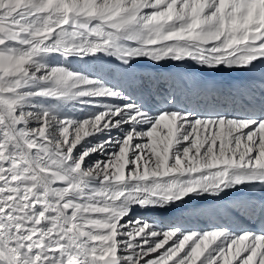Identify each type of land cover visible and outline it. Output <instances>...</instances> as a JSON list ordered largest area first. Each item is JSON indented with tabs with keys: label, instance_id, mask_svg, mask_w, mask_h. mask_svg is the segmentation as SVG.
<instances>
[{
	"label": "snow or ice",
	"instance_id": "6c2138e0",
	"mask_svg": "<svg viewBox=\"0 0 264 264\" xmlns=\"http://www.w3.org/2000/svg\"><path fill=\"white\" fill-rule=\"evenodd\" d=\"M0 264H264V0H0Z\"/></svg>",
	"mask_w": 264,
	"mask_h": 264
},
{
	"label": "bare ground",
	"instance_id": "6f19581e",
	"mask_svg": "<svg viewBox=\"0 0 264 264\" xmlns=\"http://www.w3.org/2000/svg\"><path fill=\"white\" fill-rule=\"evenodd\" d=\"M145 63L148 66V63L147 62H145ZM144 67H146V65ZM103 68H105V67H103ZM133 68H135V67H133ZM120 70H121V68H120ZM151 71L152 70L149 67L148 72H146L143 75L142 74L139 75V74H135L134 73L133 76H132V74L130 75V77L132 76L131 79L127 80L128 79L127 78V79L122 80L121 78H119L115 74L114 71H110V70L107 71V70L104 69V73L106 74V78L111 79L112 82H114V83H117V82L121 83L125 87L130 88V89L137 87V85L139 84V78L141 76L155 75V73H151ZM160 76H161V79L157 80L155 82V85H159L161 89L171 87V88L177 89L178 91L182 90V84L179 83V81H178L179 77H178V75L175 72H172V73L161 72ZM255 78H258V77H253V76H248V75L229 74L226 71L225 72L216 73V74H214L213 76H210V77L209 76L205 77L206 80H212L216 84V86H218L221 89H225V90L227 88L231 87L236 82H243V81H245L247 79H255ZM155 85L153 87V90H155ZM257 195H259V193H257ZM205 206L212 207V205L211 204H207V202H205ZM205 223H206V220L204 218H199V219L191 218L189 220V224L190 225L199 226V227H203L205 225Z\"/></svg>",
	"mask_w": 264,
	"mask_h": 264
},
{
	"label": "rangeland",
	"instance_id": "374dc122",
	"mask_svg": "<svg viewBox=\"0 0 264 264\" xmlns=\"http://www.w3.org/2000/svg\"><path fill=\"white\" fill-rule=\"evenodd\" d=\"M108 65V66H107ZM118 64L115 62V61H113L112 63H110V64H105V65H103L102 67H105V68H103V69H105V70H110V71H114L115 72V74L119 77V78H121L122 80H124V79H127V80H129V79H131L132 78V76L134 75V73L135 74H145L146 72H148V70H149V66H147V64L144 62V63H141V64H138V65H136V66H134L135 68H132V69H130L127 73H125V72H123L122 71V69L120 70V67L119 66H117ZM146 65V67H144ZM111 67V68H110ZM119 67V68H118ZM143 68V69H142ZM134 69V70H133ZM148 69V70H147ZM137 70V71H136ZM129 73V74H128ZM151 73H153L152 71H151ZM120 74V75H119ZM132 74V76L130 77V75ZM178 81H179V83L180 84H182V82H181V80L178 78Z\"/></svg>",
	"mask_w": 264,
	"mask_h": 264
}]
</instances>
